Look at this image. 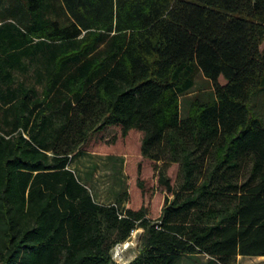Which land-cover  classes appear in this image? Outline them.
Listing matches in <instances>:
<instances>
[{
  "label": "trees",
  "instance_id": "16d2710c",
  "mask_svg": "<svg viewBox=\"0 0 264 264\" xmlns=\"http://www.w3.org/2000/svg\"><path fill=\"white\" fill-rule=\"evenodd\" d=\"M199 74L214 98L182 118ZM111 126L164 163L156 219L70 167ZM138 228L128 264L264 256V0H0V264H119Z\"/></svg>",
  "mask_w": 264,
  "mask_h": 264
},
{
  "label": "rangeland",
  "instance_id": "374dc122",
  "mask_svg": "<svg viewBox=\"0 0 264 264\" xmlns=\"http://www.w3.org/2000/svg\"><path fill=\"white\" fill-rule=\"evenodd\" d=\"M62 20L66 21L65 18ZM213 98L211 82L199 74L195 86L181 96V117L187 116L193 100L207 102ZM141 142L142 133L137 130L132 129L124 135L120 126L107 127L90 135L73 157L70 167L96 200L117 203L122 209L144 208L149 218L156 219L161 214L166 197L172 198V195L159 182L158 169L164 163L145 158L141 153ZM165 172L175 186L180 173L179 163L167 165ZM142 235L143 229H136L128 246L123 244L119 250H114L115 259L120 264H128L139 254ZM199 258L189 261L186 257L184 262L196 264L203 259Z\"/></svg>",
  "mask_w": 264,
  "mask_h": 264
},
{
  "label": "crops",
  "instance_id": "0c3cea01",
  "mask_svg": "<svg viewBox=\"0 0 264 264\" xmlns=\"http://www.w3.org/2000/svg\"><path fill=\"white\" fill-rule=\"evenodd\" d=\"M222 83H224L223 80H222ZM186 257L189 261L195 260V259H201L199 257H203L201 262L196 263V264H207V260H208V256L205 254L185 255V256L181 257V259L177 262V264H185L184 259ZM237 264H264V256H242V255H239L237 258Z\"/></svg>",
  "mask_w": 264,
  "mask_h": 264
},
{
  "label": "built area",
  "instance_id": "2783aa9c",
  "mask_svg": "<svg viewBox=\"0 0 264 264\" xmlns=\"http://www.w3.org/2000/svg\"><path fill=\"white\" fill-rule=\"evenodd\" d=\"M136 230H134L133 232H132V234L135 232ZM130 239H131V237L127 240V241H125V242H123V243H120V244H118V245H116L115 246V248H114V250L115 249H120V246L121 245H123V244H125V246H128V242L130 241ZM114 250H113V259L117 262V263H119L115 258H116V256L114 255ZM120 264V263H119Z\"/></svg>",
  "mask_w": 264,
  "mask_h": 264
}]
</instances>
